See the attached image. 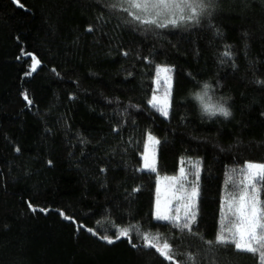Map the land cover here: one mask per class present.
I'll return each instance as SVG.
<instances>
[{
	"label": "trees",
	"instance_id": "trees-1",
	"mask_svg": "<svg viewBox=\"0 0 264 264\" xmlns=\"http://www.w3.org/2000/svg\"><path fill=\"white\" fill-rule=\"evenodd\" d=\"M115 2L0 0V264H259L205 241L234 219L233 170L264 163V0H202L199 23L165 28ZM158 66L171 69L167 117L149 104ZM205 84L229 117L202 111ZM148 132L156 171L141 168ZM180 166L199 167L194 235L154 215L157 173Z\"/></svg>",
	"mask_w": 264,
	"mask_h": 264
},
{
	"label": "snow or ice",
	"instance_id": "snow-or-ice-1",
	"mask_svg": "<svg viewBox=\"0 0 264 264\" xmlns=\"http://www.w3.org/2000/svg\"><path fill=\"white\" fill-rule=\"evenodd\" d=\"M118 6L122 7L123 10L128 13L133 22L165 28L170 26L176 27L188 21L199 23V16L201 14L200 9L203 7V4L202 0H116V2L112 4V7L116 8ZM32 61L31 71H35L40 62L34 56L32 57ZM156 71V83H160L161 74H163V81L165 84L169 85V88L166 89L165 96L162 99L153 95L152 99L149 100V104L158 108L161 114L167 117L170 108L169 82L171 79L168 73L171 72V69L158 66ZM208 88L209 85L205 84L204 93H197L195 96V99L201 103L202 111L210 116L219 113L224 117H229L231 112L227 107L206 101ZM25 99H28L26 94ZM29 103H31V101H29ZM158 144L159 141L149 134L148 144H146L145 152L143 154V169L155 171L154 159H150V146ZM233 171H239L240 173L238 187H240L241 191L238 198L232 197L230 200L226 199L225 204L228 212L231 213V216L234 219H227L225 214L227 223L222 220L220 230L215 240L205 241V243L209 246H212L213 244L221 246L231 245L237 251L256 255L259 264H264V202L260 200L259 189L257 188L258 184H264V163L249 162L246 163L243 168ZM180 174L181 177L184 176L183 168H181ZM170 179L176 180L177 178L172 177ZM229 183H236L232 176H229ZM181 187H183V185H181ZM157 193L155 218L157 220L168 221L174 228L179 229L181 232L187 231L194 235V233H192V227L196 219V212L192 209H194L195 206L192 203L185 204L183 205V215L180 214L179 210H177L175 215H172L168 208L170 201L165 202L162 210L159 198V188L157 189ZM197 195L198 192L196 188H193L191 198H194ZM174 198L183 199V197ZM65 218L69 219L68 217ZM88 231L92 230L88 229ZM130 231L131 229L129 228L119 230V234L115 239H120L121 237L130 238ZM101 238L108 243L114 242L112 238L107 236ZM143 239L145 241V247L155 248L157 252L165 256L168 260L174 259L175 252L172 249V246L166 240L161 243L158 234L151 235L145 233L143 234ZM201 239H203V237H201ZM187 259L190 262L194 260L190 254Z\"/></svg>",
	"mask_w": 264,
	"mask_h": 264
},
{
	"label": "rangeland",
	"instance_id": "rangeland-1",
	"mask_svg": "<svg viewBox=\"0 0 264 264\" xmlns=\"http://www.w3.org/2000/svg\"><path fill=\"white\" fill-rule=\"evenodd\" d=\"M160 67H167V66H160ZM168 68V67H167ZM168 75L171 77L170 79V93H171V87H172V75L171 72L168 73ZM157 79V73L154 78V91L152 92V95L149 100L152 99L153 95H156L158 98L162 99L165 96L166 89L169 88L168 84H165L163 81V74H161V81L159 84L156 83ZM170 99V97H169ZM169 111V110H168ZM151 134L153 137H155L157 140L158 138L151 132H148L146 134L144 144H143V151L141 153L142 161H141V168L143 169L144 164V158L143 154L145 152V146L148 144V135ZM157 147L158 145L150 146V159H154V166L155 171L157 170ZM251 163H259L255 161H249ZM246 162V163H249ZM244 164V166L246 165ZM261 163V162H260ZM181 168L184 169V176L181 177L180 170ZM199 168V167H198ZM198 168L196 166H193L189 171L185 169L183 166H180L179 170L175 173L171 174H162L157 173V184H156V195H155V205H154V215H155V209H156V200H157V189L159 188V198L161 202V208L163 210L164 204L166 201H170L168 204V208L170 211V214L175 215L177 210H179L180 214L183 215L184 213V207L183 205L192 203L196 209V201L197 197L191 198V193L193 191V188H196L198 192ZM147 170V169H145ZM176 177V180H172L170 178ZM169 178V179H166ZM183 185V187H181ZM174 197H183V199H176ZM191 198V199H189Z\"/></svg>",
	"mask_w": 264,
	"mask_h": 264
}]
</instances>
